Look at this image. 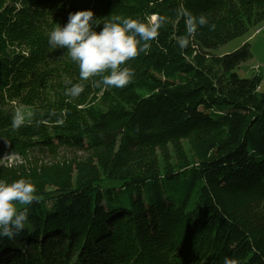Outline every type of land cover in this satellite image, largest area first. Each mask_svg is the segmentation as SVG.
Segmentation results:
<instances>
[{
	"label": "trees",
	"instance_id": "obj_1",
	"mask_svg": "<svg viewBox=\"0 0 264 264\" xmlns=\"http://www.w3.org/2000/svg\"><path fill=\"white\" fill-rule=\"evenodd\" d=\"M80 10L97 32L167 18L128 86L81 81L49 45ZM187 14L208 23L182 48ZM263 23L264 0H0V181L39 197L0 264H264V86L235 70L249 42L215 53ZM19 107L32 116L14 129Z\"/></svg>",
	"mask_w": 264,
	"mask_h": 264
},
{
	"label": "clouds",
	"instance_id": "obj_2",
	"mask_svg": "<svg viewBox=\"0 0 264 264\" xmlns=\"http://www.w3.org/2000/svg\"><path fill=\"white\" fill-rule=\"evenodd\" d=\"M187 37L178 42L183 48L194 35L197 26L208 23L205 16L198 19L187 14ZM91 10L70 13L64 26H57L49 33L48 43L52 49L65 48L70 59L78 65L81 81L93 78L97 86L114 88L128 86L134 71L128 62L135 60L140 53H146L151 47L150 41L157 39L159 29L167 22L161 15H153L150 20L112 17L103 23L100 31L93 30L95 23ZM71 83V81H69ZM84 91L83 83L72 84L67 93L78 96ZM32 113L21 109L14 112L12 127L19 129L30 122ZM35 185L25 179L11 183L0 181V236L9 239L24 231L28 223V208L38 202ZM226 264H236L226 261Z\"/></svg>",
	"mask_w": 264,
	"mask_h": 264
},
{
	"label": "rangeland",
	"instance_id": "obj_3",
	"mask_svg": "<svg viewBox=\"0 0 264 264\" xmlns=\"http://www.w3.org/2000/svg\"><path fill=\"white\" fill-rule=\"evenodd\" d=\"M249 42L250 44V50H251V57L250 59L242 62L235 70L238 73V75L242 77H251L254 74H258L261 76V82L260 85L264 86V23L258 29L252 28L244 35L238 36L227 43L223 44L222 46L218 47L215 50V53L217 54H223L228 53L233 50H235L237 47H239L243 42ZM19 109H23L19 107ZM173 148H169L170 152V159L173 162L174 161V154L172 153ZM185 150L187 151V148L185 147ZM60 156L58 158L63 157H69L70 159L75 157L82 158L83 153L78 152L77 154L68 152V151H60ZM47 158V157H45ZM3 160L5 163L12 164V163H19L20 158L18 155L12 153L8 154L5 157H3ZM47 160V159H46ZM61 160V159H59ZM161 161V159H160Z\"/></svg>",
	"mask_w": 264,
	"mask_h": 264
},
{
	"label": "built area",
	"instance_id": "obj_4",
	"mask_svg": "<svg viewBox=\"0 0 264 264\" xmlns=\"http://www.w3.org/2000/svg\"><path fill=\"white\" fill-rule=\"evenodd\" d=\"M258 29V28H257Z\"/></svg>",
	"mask_w": 264,
	"mask_h": 264
}]
</instances>
